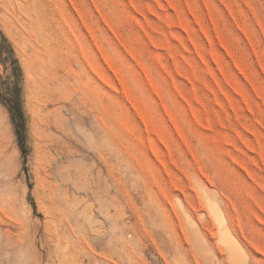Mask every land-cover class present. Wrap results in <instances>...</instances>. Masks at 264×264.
Instances as JSON below:
<instances>
[{"label":"rangeland","instance_id":"obj_1","mask_svg":"<svg viewBox=\"0 0 264 264\" xmlns=\"http://www.w3.org/2000/svg\"><path fill=\"white\" fill-rule=\"evenodd\" d=\"M0 34V264H264V0H0Z\"/></svg>","mask_w":264,"mask_h":264},{"label":"trees","instance_id":"obj_2","mask_svg":"<svg viewBox=\"0 0 264 264\" xmlns=\"http://www.w3.org/2000/svg\"><path fill=\"white\" fill-rule=\"evenodd\" d=\"M0 61L3 64H8L10 68V74L5 80L0 75V102L9 112L20 148L24 152L25 119L21 105V87L19 85L21 69L11 44L2 34H0ZM11 77L12 80H10Z\"/></svg>","mask_w":264,"mask_h":264}]
</instances>
